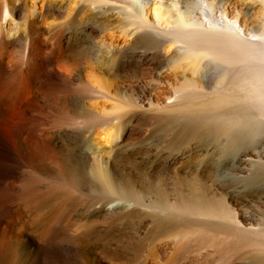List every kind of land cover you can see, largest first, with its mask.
I'll list each match as a JSON object with an SVG mask.
<instances>
[{
	"label": "rangeland",
	"instance_id": "rangeland-1",
	"mask_svg": "<svg viewBox=\"0 0 264 264\" xmlns=\"http://www.w3.org/2000/svg\"><path fill=\"white\" fill-rule=\"evenodd\" d=\"M224 8L236 16L238 7ZM27 16L18 15V22ZM112 32L122 35L118 27ZM18 56L10 54L13 61ZM50 56L38 85L25 71L7 78L17 102L11 113L27 125L26 147L35 135L47 141L41 157L21 162L22 206L29 222L36 211L53 222L56 243H71V251L59 250L57 264H264V190L258 191L264 119L237 85L215 104L187 98L167 108L158 105L161 98L141 105L139 94L151 86L159 90L154 95L169 90L145 65L103 71L80 57V82L72 85L52 70ZM99 76L110 88L107 97L87 92ZM225 125L233 141L224 134L211 143L209 133ZM5 151V158L19 160L11 144ZM200 202L210 210L193 208ZM26 233L36 235L29 225Z\"/></svg>",
	"mask_w": 264,
	"mask_h": 264
},
{
	"label": "bare ground",
	"instance_id": "bare-ground-1",
	"mask_svg": "<svg viewBox=\"0 0 264 264\" xmlns=\"http://www.w3.org/2000/svg\"><path fill=\"white\" fill-rule=\"evenodd\" d=\"M73 5L68 8L65 0H0V139L11 142L0 141V264H57L59 250L72 249L71 243H56L53 222H45L39 211L29 222L22 206L26 172L21 162L41 157L47 141L35 135L26 147L27 125L11 113L17 102L9 72L25 71L38 85L43 59L53 54L52 70L73 85L80 82V57L103 71L145 65L154 82L169 90L167 95L162 91L154 95L159 90L151 86L139 94L141 105L161 98L158 105L167 108L187 98L215 104L232 96L237 85V93L251 99L259 119H264V0H75ZM225 6L238 7L236 16ZM24 13L28 16L18 22V15ZM36 22H41L39 27ZM115 27L121 29V36L112 32ZM14 50L19 55L16 61L10 58ZM162 65L165 70L157 74ZM99 78L89 83L87 92L107 97L110 88ZM225 126L209 133L211 143L224 134L231 138L230 127ZM10 144L17 161L5 158ZM33 178L38 184L39 178L34 174ZM13 186L16 192L11 194ZM200 204L192 205L198 212L208 211ZM28 225L35 237L26 233Z\"/></svg>",
	"mask_w": 264,
	"mask_h": 264
}]
</instances>
